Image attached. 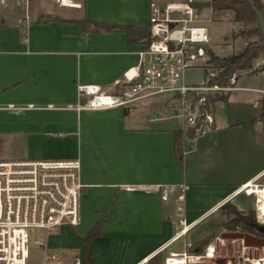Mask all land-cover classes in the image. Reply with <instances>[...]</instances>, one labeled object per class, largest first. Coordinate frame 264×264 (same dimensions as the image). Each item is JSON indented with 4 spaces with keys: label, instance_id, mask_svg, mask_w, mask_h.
<instances>
[{
    "label": "crops",
    "instance_id": "0c3cea01",
    "mask_svg": "<svg viewBox=\"0 0 264 264\" xmlns=\"http://www.w3.org/2000/svg\"><path fill=\"white\" fill-rule=\"evenodd\" d=\"M181 1L83 0L71 8L78 6L64 0L71 7H61L82 11L71 16L44 9L49 5L41 0L27 28L0 10V141L18 151L0 161L81 162L79 224L58 229L51 241L66 264H165L181 253L171 250L175 198L162 200L164 186L187 188L189 223L223 203L254 211L253 196L232 194L249 182L264 186V70L238 76L227 100L213 104L214 130L185 138L181 167L174 132L185 126L174 101L151 97L125 108L77 110L79 85L117 93L147 43L129 42L124 32L92 31L87 22L149 30L152 2ZM249 190L263 210L264 192Z\"/></svg>",
    "mask_w": 264,
    "mask_h": 264
},
{
    "label": "built area",
    "instance_id": "2783aa9c",
    "mask_svg": "<svg viewBox=\"0 0 264 264\" xmlns=\"http://www.w3.org/2000/svg\"><path fill=\"white\" fill-rule=\"evenodd\" d=\"M66 6L64 0H54ZM79 8L83 0H70ZM78 1V2H77ZM202 0H183L159 5L150 4V37L145 47L138 52L137 63L123 74V86L115 94L102 91L96 84L79 85L81 103L78 111H103L125 108L139 100L157 96H170L176 103L175 112L185 126L184 133L193 130L195 139L214 130L213 104L207 97L218 91H231L236 76L230 79V87L189 85L187 71L211 65L208 28L201 17ZM30 0H26L27 6ZM3 0H0V10ZM209 7V6H208ZM212 13V8L209 7ZM210 13V14H211ZM212 19V16H211ZM31 17L26 12L17 23L27 28ZM198 97V98H196ZM207 108H202L203 106ZM189 150V149H188ZM79 159H24L0 161V264H30L28 234L32 229L47 234L68 226L75 227L80 221V203L84 186L80 179ZM264 186L247 183L236 189L232 196L246 194L256 199L254 211L258 223H264V209L259 206L258 193L251 194L249 187ZM164 202L175 198L172 243L186 238L189 233L212 212L200 220L189 223L185 216L186 187L160 188ZM226 203L221 204L220 209ZM263 207V206H262ZM212 211V210H211ZM44 248L45 244L33 240ZM191 242H185L181 253H172L165 264H203L214 257L215 249L207 247L204 252L195 250ZM248 248L244 246V249ZM245 263L264 264V258H246ZM44 264H66L57 253L47 256ZM70 264H74L73 262Z\"/></svg>",
    "mask_w": 264,
    "mask_h": 264
},
{
    "label": "rangeland",
    "instance_id": "374dc122",
    "mask_svg": "<svg viewBox=\"0 0 264 264\" xmlns=\"http://www.w3.org/2000/svg\"><path fill=\"white\" fill-rule=\"evenodd\" d=\"M41 0H30L26 3V0H3V5L1 7V12L8 16L10 21H17L19 18H23L28 11L30 17L38 12L39 5ZM44 3L48 2V5L44 9L54 8L56 11L62 13H70L68 15L76 16L82 11L71 10L61 5L54 0H42ZM181 1V0H179ZM208 0H202V2H207ZM78 2V1H77ZM50 3V4H49ZM260 5L262 6L264 12V0H259ZM42 4V3H41ZM51 5V6H50ZM201 17L205 21V25L208 28V36L210 39V46L212 47L211 52L216 56L221 58L228 57L230 55L239 54L243 52L247 47L252 49V46L259 43L260 40L258 36L252 33V30L258 28L254 18H251V15L244 11L242 14V21L240 23H235L234 13L231 10L227 11H213L211 13L210 8L207 5L201 6ZM211 13V14H210ZM212 16V19H211ZM238 34V35H237ZM237 35V37H236ZM264 69V51H259L257 58L253 61V67L251 70H244L236 72L234 75L236 77L243 74H252L262 71ZM207 73V74H205ZM216 69L211 65L205 66L204 68H194L187 71V83L189 85H208V80L211 75H216ZM231 83H229V86ZM228 91H218L215 94H226ZM157 100H168L170 101L171 97L168 95L157 96ZM221 105H216L215 113L219 114L221 112ZM182 119H179L177 122L180 125ZM17 150L9 148L5 143L0 141V160L6 158V156L15 155ZM18 152V151H17ZM21 152V150H19ZM247 196L246 194H244ZM256 201V199L254 198ZM230 204V203H229ZM232 205V204H230ZM228 210L220 208L215 213H211L206 216L190 233L186 238L181 239L176 242L171 250L174 251H183L185 249V242H191L195 247V250L204 252L207 247L211 246L215 249L214 257L210 260L204 262L203 264H249L245 263L244 259L246 258H264V247H252L247 250L244 249V243L240 240H226L222 238V234L232 232L225 228L223 224L228 223L232 216L227 213ZM249 212H254V219H256L255 211H244L245 215H248ZM212 226H218L216 229H211ZM234 232H240V228H237ZM55 234V235H54ZM58 231L51 234H47L45 231L32 229L29 231L28 240H29V261L30 264H44L47 261V256L51 253L60 254L59 251H56L54 246H52L51 241L55 236L57 237ZM50 235L51 237H49ZM39 240L45 244L44 248L36 246L33 240ZM205 240L206 243H203ZM57 247L58 245L55 244ZM51 247V250L48 249Z\"/></svg>",
    "mask_w": 264,
    "mask_h": 264
},
{
    "label": "trees",
    "instance_id": "16d2710c",
    "mask_svg": "<svg viewBox=\"0 0 264 264\" xmlns=\"http://www.w3.org/2000/svg\"><path fill=\"white\" fill-rule=\"evenodd\" d=\"M256 7L263 12L262 6L259 3V0H253ZM215 11H227L231 10L234 13L233 21L235 23H240L242 21V14L244 11H247L251 18H254L256 21V14L252 10L250 4L247 0H211L206 4ZM264 13V12H263ZM87 24L93 25L92 31L100 32H124L127 36L129 42H139V41H148L150 37V32L144 28H137L132 25H119V24H105L97 22H87ZM252 33L258 36L259 40L262 41V35L259 28L252 30ZM238 35V34H237ZM236 35V37H237ZM250 47V46H249ZM247 47L243 52L239 54L230 55L228 57H219L214 53L210 52V63L216 69L217 74L211 75L208 80V86H219V87H228L231 77L239 71L251 70L253 67V61L257 58L259 51H264L263 48L259 49H250ZM264 70V69H263ZM207 74V73H205ZM237 78V77H236ZM198 98V97H196ZM227 100V95L225 94H215V96H208L207 103L214 104L216 102H225ZM208 106H203L202 108H207ZM264 118V113H263ZM188 137L192 139L194 137L193 130H190L189 134H185L183 131L177 130L174 132L175 139V155L177 159V164L181 167L183 162V156L186 151H188V146L185 144L184 140ZM224 210H228L227 213L232 216L231 220L228 223L223 224L225 228L234 232L237 228H240L242 231H257L259 224L254 219V212H249L248 215H245L239 211L234 205L226 203L221 207ZM102 222L97 223L95 228L92 231L93 236H98L101 230ZM218 226H212L211 229H216ZM203 243H206L203 240Z\"/></svg>",
    "mask_w": 264,
    "mask_h": 264
},
{
    "label": "water",
    "instance_id": "95a60500",
    "mask_svg": "<svg viewBox=\"0 0 264 264\" xmlns=\"http://www.w3.org/2000/svg\"><path fill=\"white\" fill-rule=\"evenodd\" d=\"M247 2L250 4L252 10L256 14V24L262 35V41L253 45L252 49H264V13L256 7L253 0H247ZM222 238L226 240H240L244 243L246 247H264V239L254 237L250 234H246L243 232L225 233L222 234Z\"/></svg>",
    "mask_w": 264,
    "mask_h": 264
},
{
    "label": "flooded vegetation",
    "instance_id": "af4514ba",
    "mask_svg": "<svg viewBox=\"0 0 264 264\" xmlns=\"http://www.w3.org/2000/svg\"><path fill=\"white\" fill-rule=\"evenodd\" d=\"M258 224H259V226L257 227V231H254V230L242 231V230H240V232L250 234V235L257 237V238L264 239V223L263 224L258 223Z\"/></svg>",
    "mask_w": 264,
    "mask_h": 264
}]
</instances>
